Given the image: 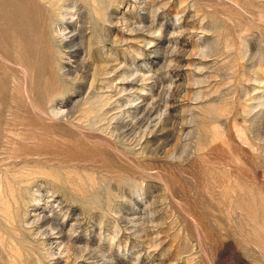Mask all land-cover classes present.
I'll return each instance as SVG.
<instances>
[{
	"label": "rangeland",
	"instance_id": "rangeland-1",
	"mask_svg": "<svg viewBox=\"0 0 264 264\" xmlns=\"http://www.w3.org/2000/svg\"><path fill=\"white\" fill-rule=\"evenodd\" d=\"M0 264H264V0H0Z\"/></svg>",
	"mask_w": 264,
	"mask_h": 264
}]
</instances>
